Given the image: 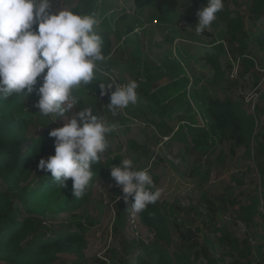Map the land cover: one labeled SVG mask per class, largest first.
Masks as SVG:
<instances>
[{
	"label": "rangeland",
	"instance_id": "obj_1",
	"mask_svg": "<svg viewBox=\"0 0 264 264\" xmlns=\"http://www.w3.org/2000/svg\"><path fill=\"white\" fill-rule=\"evenodd\" d=\"M94 1L96 13L92 14L101 20L95 30L108 32L106 37L111 48L89 85L99 87L115 82L114 91L116 85L134 80L139 85V98L135 105L113 116L106 108L110 93L101 95L82 84L79 87L88 91L83 105L77 104L55 122V117L41 116L34 107L38 100L35 91L29 96L18 94L20 109L10 100L12 96L9 97L8 102L12 104L5 108L10 107L16 115L22 111L26 114L28 139L36 137L43 129L52 131L62 127L87 107L93 108L94 114L119 124L107 137L109 147L101 154L100 170L85 195L44 216H31L40 221L39 231L52 233L69 228L71 232L82 231L85 242L81 254L73 247L58 256V264H135L137 256H145L149 264H155V258L147 256L153 248L164 249L169 255L182 254V264H209V261L245 264L217 243L219 234L214 231L226 229L239 240L248 234L253 246L264 247V198L259 199V207L249 224L238 218L239 209L247 207L251 197L258 195L259 198L254 155L251 154L250 159L245 156L244 149L230 138L229 128L211 133L200 102L207 98L228 99L245 115L255 117L251 135V147L255 148V138L264 127L261 99L264 94V21H253L248 0H223V10L201 34L195 30L197 12L206 7L207 0H177L175 13L165 23L160 22L152 9L137 8L132 0H52V3L56 11H73L82 10ZM226 14L230 18L244 19L247 50L242 56L239 48L227 41L221 20ZM217 44L223 46V52H217ZM243 59L252 61L248 72ZM175 63L180 65L178 71L173 69ZM157 71L165 76L157 79L152 88L187 79L189 94L187 92L180 100L171 97L163 107H152L142 85ZM79 87L73 89L77 98ZM191 89L197 92L196 98L190 95ZM192 121L196 122V127ZM189 128L197 129L190 131ZM261 144L264 145V138ZM51 155L54 153H47L35 162V172L22 186L32 183L33 177L41 172L40 159ZM124 158L132 159L137 169L149 168L155 187L162 192L160 199L150 205L153 219L160 227L159 233L147 228L138 213L131 210L123 223H117L115 203L124 202V198L110 175V167L118 166ZM131 202L129 198L127 208ZM77 224L81 228H77Z\"/></svg>",
	"mask_w": 264,
	"mask_h": 264
},
{
	"label": "clouds",
	"instance_id": "obj_2",
	"mask_svg": "<svg viewBox=\"0 0 264 264\" xmlns=\"http://www.w3.org/2000/svg\"><path fill=\"white\" fill-rule=\"evenodd\" d=\"M223 7V0H207L206 7L197 12V34L210 28ZM99 23L95 14L56 11L52 0H0V100L35 91L34 107L41 116L55 117V122L76 108L73 89L92 83L95 70L106 59L102 37L95 30ZM114 83L99 85L101 95L110 93L106 108L113 116L139 98L136 81L116 85L112 91ZM118 127L117 122L94 114L91 107L81 109L62 127L50 131L55 154L40 159L38 169L50 172L60 188L71 179L73 197L82 198L93 180V165L109 147L108 135ZM110 175L121 188L124 202L128 204L131 198L128 210L133 213L155 204L162 195L149 168L137 169L130 158L111 166Z\"/></svg>",
	"mask_w": 264,
	"mask_h": 264
},
{
	"label": "trees",
	"instance_id": "obj_3",
	"mask_svg": "<svg viewBox=\"0 0 264 264\" xmlns=\"http://www.w3.org/2000/svg\"><path fill=\"white\" fill-rule=\"evenodd\" d=\"M248 1L253 21H264V0ZM132 2L137 8L152 9L158 15L161 23L167 22L169 17L175 13L178 5L177 0H132ZM91 3H88L82 10L74 9L73 12L96 13L94 9L96 2ZM221 20L224 22L227 41L230 44H235L242 56L247 50L243 17L230 18L229 14H226ZM107 33H98L103 40L104 55H107L111 48L106 37ZM215 43L212 41V44ZM215 46L217 52H223L221 44ZM231 52L233 53V50ZM243 63L246 65V72L253 66L249 59H243ZM173 69L178 71L180 65L176 64ZM163 74L160 71L152 73L148 77L150 81L142 85L152 107H163L164 103L174 96L180 100L189 91L187 79L175 80L156 89L152 88V84L157 79L165 76ZM40 82L41 78H38L36 88ZM86 89L101 92L100 88L94 85L88 84ZM76 94L79 97L78 105L82 106L88 91L79 87ZM191 94L192 97H197V92L194 89H191ZM17 99L19 101L18 94H14L10 100L15 102L17 108L20 109V102H17ZM261 99L264 102V94ZM8 101L9 98L0 100V183L3 187L0 189V262L3 264H58V256L73 247H77L76 250L81 254L85 242L82 231L71 232L69 228L65 231L52 233L47 230L40 232V221L31 216L33 214L44 216L48 211L64 208L71 201L79 199L72 195L71 179L66 182V187L60 188L50 172L41 171L39 174L33 175L32 183L22 186V183L35 172V162L39 158L50 152L55 154L54 138L49 137L50 129H43L36 137L28 139L25 133L26 114L22 111V114L16 115L15 112H11L10 107L5 108L6 105L12 104ZM200 108L204 111L209 122L211 133L229 128L230 138L235 145L244 149L245 156L250 159V155H254L252 159L256 163V173L259 178V198L258 195L251 197L249 205L239 209L240 216H238L239 220L249 224L259 207V199L264 198V145L261 144V139L264 138V127L261 129L263 132H260L255 138V148H252L251 135L255 117L245 115L237 104L228 99L220 101L207 98L200 102ZM192 122L193 127H196V122ZM194 129L197 128H189L190 131H195ZM199 131L203 132L202 129ZM99 170L100 161L92 167L93 178ZM257 192L256 190L255 194ZM14 201L17 203L16 206H14ZM115 210L117 223H123L129 214L126 203L116 202ZM138 216L147 228L153 229L157 233L160 232L157 221L153 219V209L150 205L138 213ZM77 228H81V225L77 224ZM214 232L219 234L217 243L237 255L239 260L245 261V264H264V247L262 245L253 246L248 239L239 240L226 229H215ZM147 256H153L155 264H182V254L169 255L166 250L161 248L151 249ZM144 258L145 256H137L135 264H149ZM208 263L216 264L215 261Z\"/></svg>",
	"mask_w": 264,
	"mask_h": 264
},
{
	"label": "built area",
	"instance_id": "obj_4",
	"mask_svg": "<svg viewBox=\"0 0 264 264\" xmlns=\"http://www.w3.org/2000/svg\"><path fill=\"white\" fill-rule=\"evenodd\" d=\"M100 22H101V20H100ZM100 24V23H99ZM240 222V221H239ZM239 224V223H238ZM248 234H247V236H245L244 238H242V239H248ZM248 241L251 243V239H248ZM252 244V243H251Z\"/></svg>",
	"mask_w": 264,
	"mask_h": 264
}]
</instances>
